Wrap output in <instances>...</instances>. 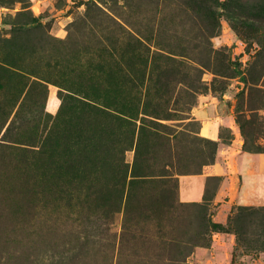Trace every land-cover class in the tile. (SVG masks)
<instances>
[{"label": "rangeland", "instance_id": "374dc122", "mask_svg": "<svg viewBox=\"0 0 264 264\" xmlns=\"http://www.w3.org/2000/svg\"><path fill=\"white\" fill-rule=\"evenodd\" d=\"M224 1L0 0V264H264V35L237 34ZM66 93L111 105L134 133L126 148L127 127L96 119L80 180ZM204 103L217 139L200 134ZM146 119L164 127L150 156L165 175L114 203L108 177L130 172Z\"/></svg>", "mask_w": 264, "mask_h": 264}, {"label": "trees", "instance_id": "16d2710c", "mask_svg": "<svg viewBox=\"0 0 264 264\" xmlns=\"http://www.w3.org/2000/svg\"><path fill=\"white\" fill-rule=\"evenodd\" d=\"M213 4L214 6H220V8L223 9L221 15L228 19L231 28L237 34L239 32L238 27L242 26L252 29L255 34L264 35V0H226L220 2L221 5L217 3ZM135 43L138 45L141 44L137 39L135 40ZM123 76L129 80L133 75L124 73ZM88 100L93 101L92 99ZM62 101L60 112H69L70 115L66 118H62L61 122L64 125L65 130L72 128L73 131V135L69 137L68 144L73 148V165L71 167L73 168L74 179L76 178V180H80L85 178L88 174L83 169L82 165H86L84 163L87 162V157H89L90 154L94 155V146L97 139L95 132L93 133L90 129L96 119L106 118L113 124L127 127L128 133L124 139V146L128 148L132 145L134 139L133 129L131 130L132 122L112 113L111 111L113 110V107L111 105H105L104 103L99 106L94 105L90 102L80 100L69 93L63 95ZM133 110H135V107L131 105L126 107L127 113L132 112ZM169 116V113L164 114L163 118L170 119ZM162 127L163 125L155 120L146 119L145 121H141V125L137 131L134 159L131 164L130 172L127 165L122 164L123 169H116V171L108 177L112 186L118 187L116 193L112 196L113 199L108 197L109 201L112 199L114 203L118 202V204H121L122 199H124L123 196L126 186L130 187L133 184L148 182L146 180L153 183L155 182V180H152L153 177L165 175L153 171V165L151 164L152 157L150 156L151 154L152 156L154 154L156 138L159 135L157 133ZM113 141L112 138L108 139L106 141L107 146H110ZM87 145H90L91 149L85 150ZM124 148L121 150L122 153ZM108 156L106 158L99 157L98 164H101L100 162L106 163ZM95 167L97 166L91 168L93 171L92 174H90L93 181L97 180L95 175L96 170H94ZM175 187L176 185L173 183L168 189H166L165 196L170 202L176 201ZM128 195L129 194L127 193L126 197H128Z\"/></svg>", "mask_w": 264, "mask_h": 264}, {"label": "crops", "instance_id": "0c3cea01", "mask_svg": "<svg viewBox=\"0 0 264 264\" xmlns=\"http://www.w3.org/2000/svg\"><path fill=\"white\" fill-rule=\"evenodd\" d=\"M208 105L204 103V105L197 108L196 112V118L200 120V134L203 135V137L210 138V139H217L219 136V129L221 124V118L220 115H216L213 111L215 106L212 104L205 110V106ZM235 137L232 139L231 144L228 146L226 152H227V164L229 165L231 169V172L234 174V169H239V153L241 152L240 147V136L235 132ZM263 161L264 156L261 155L259 158V168L262 170L263 167ZM213 175L220 174L218 171V167L216 165L213 166ZM234 183V180L232 181ZM231 183V184H232ZM233 185V184H232ZM186 195L189 194V192H185ZM191 194V193H190ZM189 194V195H190Z\"/></svg>", "mask_w": 264, "mask_h": 264}]
</instances>
